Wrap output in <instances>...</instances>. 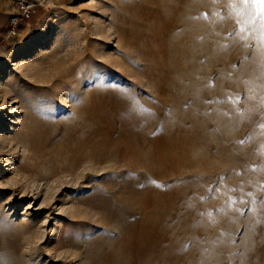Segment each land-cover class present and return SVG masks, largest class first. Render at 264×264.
Instances as JSON below:
<instances>
[{
  "label": "rangeland",
  "instance_id": "1",
  "mask_svg": "<svg viewBox=\"0 0 264 264\" xmlns=\"http://www.w3.org/2000/svg\"><path fill=\"white\" fill-rule=\"evenodd\" d=\"M0 264H264V3L44 0L3 26Z\"/></svg>",
  "mask_w": 264,
  "mask_h": 264
},
{
  "label": "built area",
  "instance_id": "2",
  "mask_svg": "<svg viewBox=\"0 0 264 264\" xmlns=\"http://www.w3.org/2000/svg\"><path fill=\"white\" fill-rule=\"evenodd\" d=\"M44 0H12L15 12H12L6 22V34L15 35L21 25L27 22Z\"/></svg>",
  "mask_w": 264,
  "mask_h": 264
},
{
  "label": "crops",
  "instance_id": "3",
  "mask_svg": "<svg viewBox=\"0 0 264 264\" xmlns=\"http://www.w3.org/2000/svg\"><path fill=\"white\" fill-rule=\"evenodd\" d=\"M9 2H12V0L9 1ZM7 3H8L7 0H0V36H1V33H2L3 26H5V29H6V23H5V21L7 20L6 19L7 18V14H8L7 11L9 10L7 8Z\"/></svg>",
  "mask_w": 264,
  "mask_h": 264
},
{
  "label": "bare ground",
  "instance_id": "4",
  "mask_svg": "<svg viewBox=\"0 0 264 264\" xmlns=\"http://www.w3.org/2000/svg\"><path fill=\"white\" fill-rule=\"evenodd\" d=\"M88 141H89V144H90V140H88ZM84 142H86V143H87V141H86V140H85ZM80 144H81V142H80ZM80 144L78 143V145H80ZM82 144H83V143H82ZM81 146H82V145H81ZM77 148L79 149V147H77ZM73 150H74V152L76 151L74 148H73ZM70 152H73V151H70ZM71 154H72V153H71ZM71 154H70V155H71ZM72 155H73V154H72ZM72 155H71V156H72ZM74 155H75V153H74ZM70 158H71V157H70ZM74 158H75V157H74ZM6 261H7V260H6Z\"/></svg>",
  "mask_w": 264,
  "mask_h": 264
},
{
  "label": "snow or ice",
  "instance_id": "5",
  "mask_svg": "<svg viewBox=\"0 0 264 264\" xmlns=\"http://www.w3.org/2000/svg\"><path fill=\"white\" fill-rule=\"evenodd\" d=\"M261 3H264V0H260Z\"/></svg>",
  "mask_w": 264,
  "mask_h": 264
}]
</instances>
